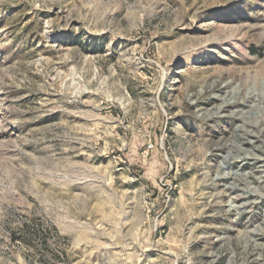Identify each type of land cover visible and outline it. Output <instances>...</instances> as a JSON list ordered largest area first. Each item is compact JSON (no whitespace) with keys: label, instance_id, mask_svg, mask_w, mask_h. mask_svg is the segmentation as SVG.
I'll return each mask as SVG.
<instances>
[{"label":"rangeland","instance_id":"1","mask_svg":"<svg viewBox=\"0 0 264 264\" xmlns=\"http://www.w3.org/2000/svg\"><path fill=\"white\" fill-rule=\"evenodd\" d=\"M0 264H264V0H0Z\"/></svg>","mask_w":264,"mask_h":264},{"label":"built area","instance_id":"2","mask_svg":"<svg viewBox=\"0 0 264 264\" xmlns=\"http://www.w3.org/2000/svg\"><path fill=\"white\" fill-rule=\"evenodd\" d=\"M147 147H148V148H151V145L149 144V145H147Z\"/></svg>","mask_w":264,"mask_h":264}]
</instances>
